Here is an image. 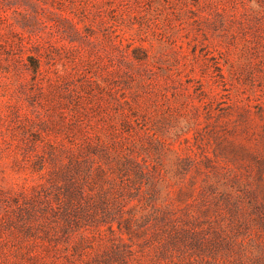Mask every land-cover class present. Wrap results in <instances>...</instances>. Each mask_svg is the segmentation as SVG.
Returning a JSON list of instances; mask_svg holds the SVG:
<instances>
[{
	"label": "rangeland",
	"instance_id": "1",
	"mask_svg": "<svg viewBox=\"0 0 264 264\" xmlns=\"http://www.w3.org/2000/svg\"><path fill=\"white\" fill-rule=\"evenodd\" d=\"M0 264H264V0H0Z\"/></svg>",
	"mask_w": 264,
	"mask_h": 264
},
{
	"label": "trees",
	"instance_id": "2",
	"mask_svg": "<svg viewBox=\"0 0 264 264\" xmlns=\"http://www.w3.org/2000/svg\"><path fill=\"white\" fill-rule=\"evenodd\" d=\"M37 67V66H36ZM35 67V69H36ZM76 150H81V144H76ZM89 149L93 150V147H89ZM68 160L69 164H67L61 172L60 177L65 179L64 182V190L68 196V199L66 202H64L63 211L61 215L64 217H70L72 216L76 220H86V219H94V220H103L107 218L110 214V210L108 209L107 205L104 204L105 198H102L101 195H98V201L92 203V204H81L79 201V197H81V189H82V183L80 181L81 178H83V175L81 173H86L84 170H86L85 161L77 160V158L73 159L72 157H69ZM83 171V172H82ZM98 171L100 174L105 175V171L101 168H98ZM97 171V172H98ZM73 197L78 201V205L74 206L73 203ZM72 199V200H71ZM105 205V206H104ZM97 209L102 210L103 215L99 217H96L95 213ZM104 215H108L106 217H103ZM166 216H161V220H164ZM169 220V218L165 219ZM120 225V224H119ZM128 221L124 223V227L128 228ZM183 235L182 237L191 236V242L196 247H201V240L200 236L202 232L200 231H193L190 232L189 230L185 229L181 232ZM219 235V233H218ZM203 247V245H202Z\"/></svg>",
	"mask_w": 264,
	"mask_h": 264
}]
</instances>
